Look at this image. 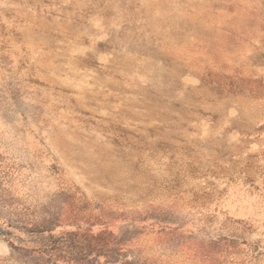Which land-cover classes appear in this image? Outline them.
<instances>
[{
    "label": "rangeland",
    "instance_id": "rangeland-1",
    "mask_svg": "<svg viewBox=\"0 0 264 264\" xmlns=\"http://www.w3.org/2000/svg\"><path fill=\"white\" fill-rule=\"evenodd\" d=\"M0 264H264V0H0Z\"/></svg>",
    "mask_w": 264,
    "mask_h": 264
}]
</instances>
